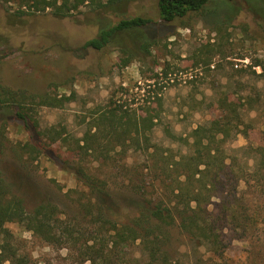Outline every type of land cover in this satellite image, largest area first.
<instances>
[{
	"label": "rangeland",
	"instance_id": "374dc122",
	"mask_svg": "<svg viewBox=\"0 0 264 264\" xmlns=\"http://www.w3.org/2000/svg\"><path fill=\"white\" fill-rule=\"evenodd\" d=\"M156 1L121 0L106 7L84 4L71 16L56 18L46 13L17 15L16 5L6 6L0 0V84L29 93H73L60 107H37L40 127L58 129L68 140L49 143L52 150L48 156L22 151L25 130L13 122L10 113L0 115V125L3 117L8 120L5 138H0V169L12 191L23 198L27 211L49 201L68 222L86 225L75 200L88 190L57 163L61 157L72 165L81 161L72 149L75 141L88 129L90 112L108 104L135 110L147 125L153 118L144 135L175 158L188 151L184 140L195 127L208 125L223 114V101L241 109L246 124L243 133L235 129L229 132L223 144L226 161L234 164L235 170L240 165L248 167L250 153L242 148L264 147V0H211L201 12H190L169 23L159 19ZM132 16L150 18L143 34L155 41L149 52L138 50L139 59L127 66L120 63L122 45L138 48L137 31L130 35L118 32L100 50L82 48L100 29ZM258 60L261 66L254 65ZM126 153L127 165L144 164L146 157L141 151L129 148ZM81 163L107 180L115 201L111 207L119 210V219L134 214L141 200L128 188L126 169L111 163L102 165L93 157ZM244 186L243 181L238 182L239 193ZM254 201L261 200L254 196ZM7 226L34 264H68L73 260L67 248L43 241L18 223ZM168 234L165 248L172 260L253 264L248 258L254 243L251 238H232L224 231L222 250L215 252L197 246L177 226L169 228ZM258 235L264 243L262 226L253 239ZM122 252L125 258L120 264H136L141 255L137 242Z\"/></svg>",
	"mask_w": 264,
	"mask_h": 264
},
{
	"label": "trees",
	"instance_id": "16d2710c",
	"mask_svg": "<svg viewBox=\"0 0 264 264\" xmlns=\"http://www.w3.org/2000/svg\"><path fill=\"white\" fill-rule=\"evenodd\" d=\"M120 1L1 0L6 6L16 5L17 15L46 13L56 18L71 16L84 4L106 7ZM210 1L157 0L158 17L169 23L190 12H201ZM150 22V18L142 16L122 18L115 25L100 29L96 36L82 44V48L100 50L118 32L130 35L137 31L138 48L131 49L127 45L119 48L120 63L127 66L132 60L139 59L138 50L149 52L154 44V40L143 34L144 27ZM254 65L261 66V61H255ZM72 95L29 93L0 84V115L10 113L13 122L27 134L26 141L20 144L22 151L34 156H48L52 150L49 143L58 140L67 143L62 131L40 127L36 110L40 106L60 107L70 101ZM221 106V116L208 125H198L190 132L184 140L188 151L177 158L171 153L164 154L159 145L144 135L143 130L146 126L150 129L153 118L147 121L148 125L144 124V117L119 103L90 112L88 129L75 141L72 149L82 157L81 161L93 157L102 165L111 163L127 170L128 188L138 195L141 202L134 214L126 219H119V210L111 207L115 201L108 191L107 180L91 173L81 161L72 165L60 156L63 159L57 164L70 171L88 190V194L83 196L79 193L75 200L86 225H81V221L68 222L61 216L57 205L49 201L38 203L27 211L23 198L12 191L0 169V264H34L15 240L7 226L10 223L22 225L47 243L67 248L73 257L68 264H120L125 258L123 249L136 242L141 254L138 262L184 264L178 259L172 260L165 248L168 229L175 226L197 246H205L215 252L222 250L224 231H229L234 236L232 238H251L254 243L248 258L253 264H263L264 243L259 235L257 240L253 236L260 226L264 228V147L244 146L242 149L250 153L249 166L240 165V169L235 170L234 164L226 161L223 144L231 130L243 133L246 124L237 106L224 101ZM1 120L2 140L8 120L4 117ZM261 140L264 144V131ZM129 148L145 155L144 164H126ZM239 181L245 184L240 193ZM254 196L261 201H254Z\"/></svg>",
	"mask_w": 264,
	"mask_h": 264
}]
</instances>
